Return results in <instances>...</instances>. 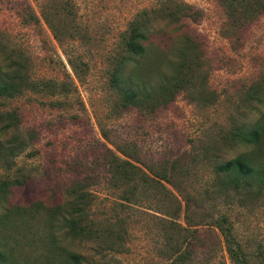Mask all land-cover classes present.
<instances>
[{
    "label": "rangeland",
    "instance_id": "374dc122",
    "mask_svg": "<svg viewBox=\"0 0 264 264\" xmlns=\"http://www.w3.org/2000/svg\"><path fill=\"white\" fill-rule=\"evenodd\" d=\"M171 8L181 22L164 18ZM134 20L148 59L179 61L193 47L192 71L163 107L126 108L112 83ZM232 20L221 0H0V63H23L28 82L45 88L0 97V115L18 116L10 130L0 122V141L28 144L0 163V183L15 182L0 212L57 209L51 227L44 209L3 221L0 241L20 263L41 264L49 249L90 264H235L231 245L264 264V184L235 188L216 171L250 151L235 133L264 113V13ZM165 63L159 75L143 70L151 87L162 74L170 86ZM108 149L131 157L140 176L111 187Z\"/></svg>",
    "mask_w": 264,
    "mask_h": 264
},
{
    "label": "trees",
    "instance_id": "16d2710c",
    "mask_svg": "<svg viewBox=\"0 0 264 264\" xmlns=\"http://www.w3.org/2000/svg\"><path fill=\"white\" fill-rule=\"evenodd\" d=\"M221 3L226 7V11L233 19L234 24V19L244 21L250 13H264V0H221ZM184 10L187 12L186 9ZM180 13L182 14L181 10L173 11L171 8L164 15V18L171 19V22H181L183 16ZM147 40L148 35L142 29L139 20L138 22L134 20L122 36L121 42L123 44L122 50L124 51V56L120 57L115 65L112 73V83L123 93V106L126 108L131 105L139 106L143 103V100L150 101L154 108L169 104L170 97L182 89L184 76L192 71L193 62L190 58L192 55L188 52H192L193 47L184 46L180 49L178 55H176L179 61H169L167 59L169 58L168 54L164 52H162V56L148 59L147 56L150 46L146 45ZM70 58L72 59L70 62H72L77 57H71L70 55ZM130 62L133 63V67L129 72H125V68ZM165 62L170 65L173 71L170 78H166L165 81L170 86L164 87V74H162V80L155 86L157 87L156 90L155 87H151L150 81L145 78L143 70L147 68L150 74H154V71L158 72V69L164 68V65L166 66ZM27 79L29 78L23 63L18 61H11L9 65H2L0 63V97L14 98L25 89L34 92H40L45 89L44 86L37 84L34 86L33 82L30 83ZM168 95L169 101L167 100ZM2 121L5 124L1 131L10 130L18 126V116L14 113L0 115V122ZM33 136L35 135L32 133L31 140L35 138ZM235 136L239 138L242 144L249 147L250 151L217 166L216 171L218 175L225 179L226 184L229 186L232 185L235 188H239L242 184L251 187L254 180H257L258 184H264V113L251 127H240L236 131ZM27 145L22 140L18 141L17 137L4 142L0 141V163L6 164L10 162L15 157V154L22 152ZM108 153L109 155H106V160L111 171V187L117 188L122 185L121 182L125 184L124 182L133 181L135 177L140 176L139 173L142 171L137 165L131 163V157L122 160L111 149H108ZM142 175L143 185L151 188L150 178L144 173ZM14 184L15 182L12 181H3L0 183V207L2 202L6 201L10 189ZM76 185L84 184L79 182ZM138 186L139 184L133 185V188L137 189ZM41 209H44L48 214L46 219L50 224L49 227H51L52 220L56 214V207L46 208V206L37 203L26 209L20 206L3 207L2 212H0V229L2 228L3 221L11 215L23 218L27 211H30L28 216L30 220H34L36 217L35 214H31V211L38 212ZM222 232L228 242L231 243V237L226 233L227 231L223 230ZM15 248L9 247L8 243L0 241V264H33L31 261H23V263H20L17 259L18 256L15 255ZM228 252L234 259L235 264H248L240 248H234L230 245ZM41 259H45V261L42 260L41 264H90L86 262L83 255L67 250L59 253L48 249L45 251V256H42ZM107 264H110V262H107Z\"/></svg>",
    "mask_w": 264,
    "mask_h": 264
}]
</instances>
